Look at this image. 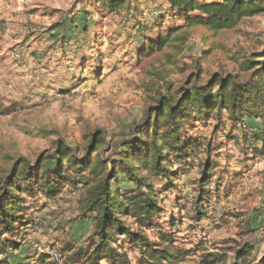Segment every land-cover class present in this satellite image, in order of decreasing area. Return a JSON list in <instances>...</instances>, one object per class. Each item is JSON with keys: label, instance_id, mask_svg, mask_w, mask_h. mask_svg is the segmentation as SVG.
<instances>
[{"label": "rangeland", "instance_id": "obj_1", "mask_svg": "<svg viewBox=\"0 0 264 264\" xmlns=\"http://www.w3.org/2000/svg\"><path fill=\"white\" fill-rule=\"evenodd\" d=\"M106 1L0 0V177L18 157L32 162L42 153H54L58 142L81 158L94 132L104 140L99 153L114 158L118 145L162 96L176 97L184 87L203 84L214 75L243 82L258 71L264 12L221 31L194 27L176 46L152 51L150 40L156 39L158 29L180 25L196 12L173 10L167 0H125L118 10L109 11ZM213 119L204 126L199 120L187 122L183 129L208 137ZM253 123L261 126L259 120ZM229 131L241 137L239 128L227 127L218 134L224 146L208 187L219 192L217 197L211 194L206 217L199 222L190 218L198 175L194 169L161 194L166 196L164 220L171 212L181 220L174 229L175 245L196 249L177 264H198L204 248L227 251L226 262L217 264H239L233 262V247L262 235L264 145L258 144L262 152L256 157L252 148L245 154L234 140H226ZM177 196L184 197L180 213L171 207ZM77 197V191L67 190L54 204L34 201L28 212L35 224L27 228L21 248L8 254L7 264H87L84 253L76 255V262L61 249L86 246L92 230L90 219L79 216ZM49 248L58 260L47 254ZM135 257L130 254L128 264H136ZM98 264L109 263L102 259Z\"/></svg>", "mask_w": 264, "mask_h": 264}, {"label": "trees", "instance_id": "obj_2", "mask_svg": "<svg viewBox=\"0 0 264 264\" xmlns=\"http://www.w3.org/2000/svg\"><path fill=\"white\" fill-rule=\"evenodd\" d=\"M124 1L107 0L106 9L116 11ZM167 2L173 10L185 7L196 13L166 31L158 29L148 50L174 47L194 27L221 31L243 17L264 12V0ZM59 28L65 29V21ZM258 56V71L248 81L214 75L203 84L184 87L176 97L162 96L156 107L149 108L141 124L132 128L130 138L118 145L114 158L99 153L104 140L95 132L81 158L71 155V149L60 142L54 153H42L32 162L18 157L0 177V264L8 263V254L13 256V251L21 248L27 228L35 224L28 212L34 201L43 199L54 204L67 190L77 191L79 216L90 219L92 227L86 246L76 251L72 246L61 247L68 259L78 262L76 255L82 252L87 264H98L102 259L109 264H128L133 254L136 264H177L195 254L196 249L175 245L174 229H179L181 220L173 212L164 220L167 216L162 215V202L166 196L161 194L177 187L180 177L194 169L198 175L193 182L190 218L199 222L208 215L211 194L217 197L219 192L216 187L212 193L208 187L218 166L219 150L224 146L218 134L227 127L239 128L241 137L229 131L224 135L226 140H234L245 154L246 148H252L254 157L262 152L258 144L264 145V50ZM253 62L254 59L247 60L248 65ZM209 117L214 119L208 137L199 132L188 134L183 129L187 122L195 124V120L204 126L210 122ZM254 120H259L261 126L256 127ZM183 198L177 196L171 202L178 213L185 208ZM261 228L264 237V223ZM236 245L233 255L239 264H264V243L260 253L256 243ZM227 259L224 249L204 248L198 264L225 263Z\"/></svg>", "mask_w": 264, "mask_h": 264}, {"label": "crops", "instance_id": "obj_3", "mask_svg": "<svg viewBox=\"0 0 264 264\" xmlns=\"http://www.w3.org/2000/svg\"><path fill=\"white\" fill-rule=\"evenodd\" d=\"M264 220V219H263ZM264 222H262L261 223V225L263 224ZM260 227V226H259ZM262 229V228H261ZM251 243H253V244H257V246H258V252L260 253V252H262V250H263V243H264V237H262V235L260 236V240H259V238H258V240L257 239H253V240H251L250 241ZM234 256V255H233ZM180 262H184V261H180ZM180 262H178V263H180ZM233 262H238L239 263V260H236L235 259V257H233ZM250 264H254L253 262H251Z\"/></svg>", "mask_w": 264, "mask_h": 264}, {"label": "built area", "instance_id": "obj_4", "mask_svg": "<svg viewBox=\"0 0 264 264\" xmlns=\"http://www.w3.org/2000/svg\"><path fill=\"white\" fill-rule=\"evenodd\" d=\"M47 254L51 256L53 259L58 260V254L51 248L47 250Z\"/></svg>", "mask_w": 264, "mask_h": 264}]
</instances>
